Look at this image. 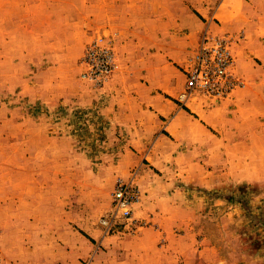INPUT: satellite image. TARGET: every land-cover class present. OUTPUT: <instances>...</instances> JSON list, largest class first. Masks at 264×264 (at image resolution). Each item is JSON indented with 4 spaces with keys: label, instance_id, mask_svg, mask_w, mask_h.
Instances as JSON below:
<instances>
[{
    "label": "rangeland",
    "instance_id": "374dc122",
    "mask_svg": "<svg viewBox=\"0 0 264 264\" xmlns=\"http://www.w3.org/2000/svg\"><path fill=\"white\" fill-rule=\"evenodd\" d=\"M127 1L135 7L128 15L125 0H116L117 20L86 16L80 31L73 28L68 41L58 42L64 46L56 55L64 53V60L48 71V80L44 64L37 65L33 82L28 72L35 65L0 62V115L7 118L0 127V264H66L65 251L69 264H93L95 253L75 260V234L87 243L98 237L108 254L102 264H125L127 238L144 231L156 237L161 258L174 255L166 264H264V0ZM163 6L166 15L159 17ZM246 10L254 27L248 32L237 27ZM214 39L226 41L231 53L232 89L222 96L201 87L191 92L196 54ZM152 45H165L176 57L166 72L181 75L180 94L165 96L184 111L178 120L173 113L149 118L138 104L140 92L152 85L144 67ZM94 47L113 56L102 80L84 59ZM46 84L57 96L53 109L43 106L39 111L47 115L37 116L28 93ZM22 90L27 97L18 96ZM20 103L27 121L18 129L8 121L16 115L2 111ZM117 121L150 126L127 128ZM46 129H52L48 138ZM143 176L162 187L160 197L168 202L161 209L176 218L147 220L136 216V206L134 225L105 234L101 220L117 182L133 179L143 197ZM50 216L55 222L45 223Z\"/></svg>",
    "mask_w": 264,
    "mask_h": 264
},
{
    "label": "crops",
    "instance_id": "0c3cea01",
    "mask_svg": "<svg viewBox=\"0 0 264 264\" xmlns=\"http://www.w3.org/2000/svg\"><path fill=\"white\" fill-rule=\"evenodd\" d=\"M115 2L116 0H5L3 4L0 5V62L4 64L20 63L25 65H35L29 68L28 74L31 81H36L37 74L40 71L37 65L44 64V69L45 71H47L45 73L47 75L48 71L54 70L55 64L63 62V50L61 52L63 53L61 54V56L56 55V52L60 53L58 51V48H63L64 46L63 43L59 44L58 42L68 41V35L71 32V29L74 28L80 31V29H82V27L86 25V16L99 17L102 14L104 16L113 15V20H117V16L113 10ZM133 6L134 3L129 4V1L125 0L124 9L126 10L127 15L129 13L128 11L132 10L131 8H135ZM165 10V6L161 7L159 9L158 16H165ZM251 12L252 11L249 10L245 11V14H243L244 18L242 22H240V13L238 14V16H240L239 25L233 23L234 20H231L229 22H231L233 26L237 25L238 29H240V27L243 28L245 32L251 31L254 29V27H252V20H250L248 17ZM160 20L162 21V18H159L158 30H161L163 25ZM107 21L109 22L110 19H107ZM226 26L230 29L234 28L228 27V25ZM156 48L157 50H155V47L152 45L147 47L146 49L147 53L144 59V67H146L145 71L147 74V78L151 81L152 85L140 92V96L142 97L141 103L138 104L141 105V110L145 114H147L149 118H151V116H166L170 113H173L175 115L174 119L178 120L183 116L184 111L179 110V107L176 104L168 103L165 94H180L183 79L181 75H173V77H171L172 75L166 72V69L168 67L170 69H172V67L174 68L173 64L177 62L176 57L172 59L171 56H168L169 54H166L165 45H159ZM167 59H172V62H168L167 64ZM48 74L49 76L51 75V73ZM53 74L51 77L52 80L55 79V72ZM46 78L48 80V75L46 76ZM117 78L123 79V76L118 73ZM30 85H34V83H31ZM51 86L52 85L46 84L45 88L41 92L36 89V87L31 86L32 88H30L28 96L31 98V102L34 104L35 109H33V111L35 115H47V112L45 113L44 110H42L41 112L39 111L43 106H46V110L50 109L48 111H51L53 109L54 97L57 95L54 93V90L53 88H51ZM17 93L18 91L16 90L13 92L14 95H17ZM4 94L5 96H10L9 93L5 92ZM19 95L25 97L26 91L22 90V92H20L18 96ZM21 104L22 103H20V105L16 104L15 106L9 108H7V106H4V109L2 111L4 113L9 112L16 115L13 118H9V116L7 117L9 118V123L12 122L18 129H21L24 125L23 123L27 121L21 118ZM2 114L0 115V127H3L6 124L7 119L5 118V116L2 117ZM121 114L122 112L120 113V115ZM118 123L122 126H126L127 128H148L150 126V123L145 121H139L138 123L133 124H129L128 122L123 121ZM155 126L157 130L158 126ZM48 127L49 126L47 125V128ZM50 131L51 133L49 132V134L48 129H46L45 131L47 134V138L48 135L50 136L52 134V129H50ZM161 134H163V132H161ZM160 139H163V136H159V140ZM144 178H146V176H143L140 179V187L143 192V197L141 202L136 207V216L140 215L147 220H161L162 222H164L166 218H176V213H172L171 216H168L167 213H164V209H161L162 207H165L166 205L164 204L168 202L167 200L163 201L164 198L160 197L159 192L163 190L162 187L157 188L153 184L151 186ZM174 194L175 191H170V195ZM170 203H172V201ZM170 206L173 207V205ZM151 212L153 213V215H151ZM44 220L45 223L50 224H53L55 222L53 216L45 217ZM59 221L60 218L57 222ZM64 222L69 224L67 219L64 221V219L61 218V223ZM75 236L78 243L76 248L77 252L79 253L77 254L75 248L73 247L71 252L73 253V256L76 257L75 260H79V256H90L91 253H95L92 262L93 264H102L101 261L104 257V260H106V256H108V254H105V252L103 253V251L101 250L99 243L100 241L97 239L98 237L92 236L94 243H87V240L84 237H81L78 234H75ZM147 236L150 235H147V233L144 231L143 233L127 238L126 241H128L130 248L126 251L125 254V264H166V258H174V255L172 254H167L166 256L161 258L162 255H158L156 251V237L153 239V237L150 238ZM63 237L68 239L67 241H69L68 235H64ZM108 239V236L103 237L101 245H104ZM165 239H167V237ZM147 240L148 242H151V244L148 245ZM146 246L149 247V249H147ZM151 249H153L151 251L153 253L150 254V258L153 257V259L149 261L147 260V252ZM64 256H66L65 263L69 264L67 256H71L70 252L65 251ZM75 264L80 263L79 261H76Z\"/></svg>",
    "mask_w": 264,
    "mask_h": 264
},
{
    "label": "built area",
    "instance_id": "2783aa9c",
    "mask_svg": "<svg viewBox=\"0 0 264 264\" xmlns=\"http://www.w3.org/2000/svg\"><path fill=\"white\" fill-rule=\"evenodd\" d=\"M211 43L210 46L205 43L196 54L195 67L190 73L189 89L192 92L201 87L208 93L222 96L226 95L233 86L232 75L229 71L232 56L226 41L214 39ZM84 59L92 65L91 71L97 80L105 79L114 66L110 52L98 47L89 50ZM97 61L100 63L98 68L94 69ZM90 77L93 78L92 75ZM141 197V191L133 179L117 182L112 193L110 212L101 220L105 234H110L118 225H134L136 222L134 211Z\"/></svg>",
    "mask_w": 264,
    "mask_h": 264
}]
</instances>
